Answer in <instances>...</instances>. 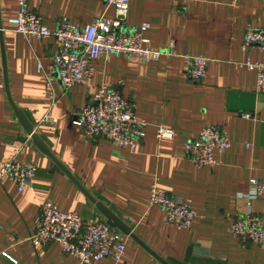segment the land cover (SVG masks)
Returning <instances> with one entry per match:
<instances>
[{
	"label": "crops",
	"instance_id": "1",
	"mask_svg": "<svg viewBox=\"0 0 264 264\" xmlns=\"http://www.w3.org/2000/svg\"><path fill=\"white\" fill-rule=\"evenodd\" d=\"M28 4L52 30L62 18L84 25L114 16L98 0ZM16 12L15 0H0V162L21 147L17 158L34 164L36 172L22 192L8 180L0 183V264H113L110 257L81 263L53 242L34 247L30 233L46 201L77 212L86 223L105 219L96 202L114 213L134 235H127L119 264H264V245L243 244L227 229L247 209L249 179L264 177V95L256 92L255 72L238 65L264 62V50L242 49L247 28L264 29V0H130L125 27L148 23L145 37L152 47L171 55L150 62L132 54L97 59L92 76L70 88L53 75L58 100L49 112L43 71L50 72L58 43L12 31L8 21ZM185 55L209 59L200 81L185 74ZM103 83H122L123 97L147 122L133 150L90 141L72 124ZM15 108L49 154L34 144ZM47 112L55 122H42ZM206 125L225 129L231 145L218 155L217 166L196 167L183 157L184 144ZM159 126L172 129L174 137L158 140ZM153 183L166 195L191 200L197 216L188 230L168 225L163 211L149 206ZM251 204L264 215L263 197Z\"/></svg>",
	"mask_w": 264,
	"mask_h": 264
},
{
	"label": "built area",
	"instance_id": "2",
	"mask_svg": "<svg viewBox=\"0 0 264 264\" xmlns=\"http://www.w3.org/2000/svg\"><path fill=\"white\" fill-rule=\"evenodd\" d=\"M15 1L17 12L8 21L12 31L27 39L53 37L58 43L50 72L45 73L42 65H37L38 71H43L45 77L48 112L58 100L53 75L64 88H70L92 76V62L97 59L132 54L150 62L171 55L168 51L152 47L150 40L145 37L150 27L148 23L125 27L130 0H98L113 8L112 18L101 15L84 25L73 24L62 18L54 30L43 24L41 16L29 7L28 0ZM252 47L264 50V29H246L242 49L246 51ZM183 61L184 72L191 81H200L205 77L209 64L207 57L185 55ZM238 65L255 72L256 92L264 95V62L248 59ZM121 85H99L90 101L76 114L72 124L79 127L90 141H104L133 150L144 139L147 122L136 116L135 104L123 97ZM48 112L42 122H55L56 118L48 115ZM243 117L251 118L252 115L244 114ZM156 137L158 140L172 139L174 131L159 126ZM230 145L231 137L225 129L218 125H206L195 138L184 144L183 157L196 167H215L219 164L218 155L229 149ZM21 151V147L13 149L7 160L0 162V183L8 180L17 186L19 192L25 189L36 172L34 164L17 158ZM249 186L251 193L245 195V213L231 219L227 229L243 244L252 242L264 245V215L255 214L251 204L254 198H264V177L249 179ZM148 204L160 208L165 223L177 229L188 230L197 216L190 199L166 195L156 183L150 186ZM127 237L107 224L105 219L86 223L77 212L61 211L51 201L40 206L35 228L30 233L34 247L56 243L62 253L77 258L81 263H94L110 257L113 264H119L125 252Z\"/></svg>",
	"mask_w": 264,
	"mask_h": 264
},
{
	"label": "water",
	"instance_id": "3",
	"mask_svg": "<svg viewBox=\"0 0 264 264\" xmlns=\"http://www.w3.org/2000/svg\"><path fill=\"white\" fill-rule=\"evenodd\" d=\"M15 114L18 116L19 120L21 121L22 125L24 126L26 132L30 134L32 141L34 144L44 153L49 154V150L44 145V143L37 137L36 134L33 133V127L28 123L25 119L21 111L17 108L14 109ZM96 207L100 211V213L106 219L107 224H109L112 228H116L121 231L123 234L128 235L134 238V235L131 233L129 227H127L114 213H112L108 208H106L102 203L96 202Z\"/></svg>",
	"mask_w": 264,
	"mask_h": 264
}]
</instances>
